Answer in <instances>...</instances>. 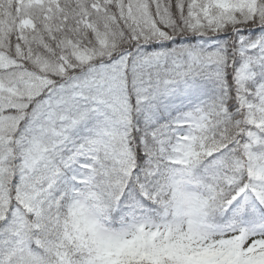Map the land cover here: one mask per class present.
<instances>
[{
    "label": "snow or ice",
    "instance_id": "1",
    "mask_svg": "<svg viewBox=\"0 0 264 264\" xmlns=\"http://www.w3.org/2000/svg\"><path fill=\"white\" fill-rule=\"evenodd\" d=\"M0 264H264V0H0Z\"/></svg>",
    "mask_w": 264,
    "mask_h": 264
}]
</instances>
